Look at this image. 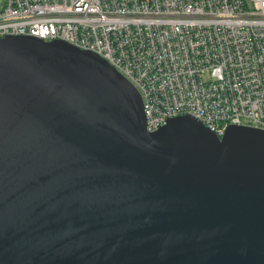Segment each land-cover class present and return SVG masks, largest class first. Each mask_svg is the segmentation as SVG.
Masks as SVG:
<instances>
[{
	"label": "water",
	"instance_id": "water-1",
	"mask_svg": "<svg viewBox=\"0 0 264 264\" xmlns=\"http://www.w3.org/2000/svg\"><path fill=\"white\" fill-rule=\"evenodd\" d=\"M0 264H264V129L150 132L99 54L0 37Z\"/></svg>",
	"mask_w": 264,
	"mask_h": 264
},
{
	"label": "built area",
	"instance_id": "built-area-1",
	"mask_svg": "<svg viewBox=\"0 0 264 264\" xmlns=\"http://www.w3.org/2000/svg\"><path fill=\"white\" fill-rule=\"evenodd\" d=\"M93 51L144 100L146 128L191 115L264 129V0H0V37Z\"/></svg>",
	"mask_w": 264,
	"mask_h": 264
}]
</instances>
